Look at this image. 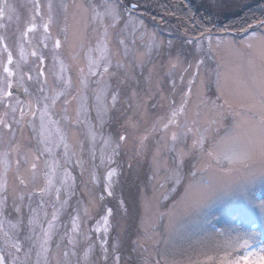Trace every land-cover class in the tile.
Returning <instances> with one entry per match:
<instances>
[{
  "label": "snow or ice",
  "instance_id": "obj_1",
  "mask_svg": "<svg viewBox=\"0 0 264 264\" xmlns=\"http://www.w3.org/2000/svg\"><path fill=\"white\" fill-rule=\"evenodd\" d=\"M139 0L136 3L124 2V0H83V2H74L71 7L75 9L74 15H80L87 21V26L96 34L95 48L89 47L85 53L87 60L85 67L77 66L79 69V78L75 87V94L68 91L72 87L71 81L67 77L68 67L63 61L57 59V52L62 46V41L52 34L50 25L53 22L54 10L59 8L67 13L69 5L63 0L59 4L55 0H47L42 3L41 0H32V19L29 20L26 28L18 36L19 59L15 60L14 54L9 50L7 36L0 35V45L4 46V53L7 54L6 62L0 56V107L5 109V116L11 115L12 120L9 122L0 119V146H6L5 150L0 151V234H2L3 243L9 251L7 255H0V264H30V253L33 251L37 257L36 264H49L53 255L51 245L53 237L58 236L57 222L61 212L68 205L74 190L75 178L69 170L73 164L81 169V175L86 170V161L82 156L85 149L83 142L77 140L69 143L60 131L62 121H69V124L83 125L86 129V138L90 141L88 153L91 158L90 181L95 184L98 182L96 170L105 164L112 165L115 163L113 156L120 154V148L126 142V135L119 134L118 140L111 137H105L101 133L105 117L121 101L122 89L120 85L125 83L124 79H119L118 73L124 70L125 79H131L128 72L131 57L138 66H142L145 58L150 56L154 49H159L163 41H158L154 32H149L145 27L144 21L135 16ZM7 5L0 6V17L5 15L3 8ZM46 9V13L43 11ZM43 23L44 35L39 43L48 48V42L52 41L53 59L60 64L59 72L53 71V86L49 88L48 79L44 70L45 56L43 52L37 49L33 44V38L29 33H34L36 24L33 22L35 17L44 18ZM119 26V27H118ZM6 27L0 24V28ZM251 34L240 43L223 37H217L213 41L210 29L200 32L199 37H193L185 41L193 45L194 51L190 53L191 60L185 55L183 50L170 54L165 71L167 77L165 83L167 88L161 87L156 94L158 99H154L152 108H164L167 106V112L158 116L151 128H146L142 135L137 136L134 158L144 155H151L153 173L149 179L159 183L160 188L166 184L171 185V191L175 192L177 186L183 179V168L187 160L192 159V171L190 175L195 177L198 171L214 170L223 173L224 176L230 177L233 173L248 168V162L253 159L258 151L262 162L260 175L264 177V12L261 16H254L251 22H247L246 27L238 30L243 33ZM67 35V25L60 29ZM202 38V39H201ZM144 45L143 50L135 52L137 41ZM207 41V47L204 46ZM24 44H28L33 49L30 52L31 57L38 60L39 72L36 77V83L39 85L35 93L29 91L26 87L25 76L31 81L33 77L29 71L24 70V65L29 63V53L26 52ZM168 47L172 48L173 43L168 41ZM247 49L248 51H245ZM222 50L232 53L233 57L246 65L250 71L247 79L236 77L229 81L227 74L221 71L222 60L217 63L215 71L217 97L215 100L208 101L204 98L203 89L207 82L208 76L212 73L206 68L207 60H216ZM98 55L93 58L92 53ZM74 61L76 57L72 58ZM257 59L259 63H257ZM14 67H11L13 66ZM55 64L53 65V68ZM207 74V75H206ZM44 77L43 80L40 78ZM92 77H98L92 80ZM117 77V83L113 86L110 81ZM96 87L90 91L91 104L89 97L85 95L89 82ZM179 81V83H178ZM63 87H60V86ZM59 88V90H58ZM16 91L22 90L27 97L21 100L14 95ZM51 93V94H50ZM71 96V99L68 97ZM132 96L137 98V111L144 109L141 117L147 115V103L136 92ZM179 96L177 101L176 97ZM64 97L60 105L61 111L65 114L59 116L56 111L57 102ZM195 97V100H193ZM242 98L240 108L243 111H237L234 101ZM222 101V103H218ZM73 102L77 104L74 118L69 119L67 115ZM189 105L195 109L193 116L200 117L202 110L206 109L205 119L201 122L197 118H189ZM27 108V112L25 111ZM96 113L97 125L92 126L88 123L89 112ZM19 112L17 118L16 113ZM226 113L231 114L234 119L232 128L224 136L215 138L212 136L218 126L222 124ZM209 115L211 118H209ZM31 119H27V117ZM59 116L58 119H53ZM37 120L39 123L37 124ZM139 122L129 118L128 125L137 128ZM217 126V127H214ZM26 128H31L36 140V146L30 149L24 155L19 154V149L15 145L16 133L20 132L23 136ZM155 145L150 144V135L157 136ZM250 134V138L244 142L242 136ZM102 141L104 147L100 149L99 164L95 163L97 137ZM55 137H58L56 139ZM63 149L62 152L58 149ZM15 154L14 164L11 157ZM168 154H171V163L168 160ZM10 166L16 169L15 179L19 184L12 191V210L18 215L23 212V206L27 201L29 209L28 226L31 236L27 237L28 251L25 252L22 243L16 236V229L22 220L17 223H11L5 218L7 216V199H8V181L7 175ZM24 168L26 173L31 174L30 181L22 176L20 169ZM42 176V184L36 190L29 191V182L35 183ZM117 176L115 168L109 167L106 174L103 175V192L108 196H113L114 177ZM163 181L161 183L160 181ZM223 181H211L204 184L200 194L186 204L187 208L198 210L205 207L219 197L222 191ZM22 186V187H21ZM17 188H21L19 192ZM191 185L185 188L187 193ZM55 193V200H44L45 195ZM39 196V203L35 202V197ZM248 204L249 208L259 207L261 221L264 222V200L257 206L254 200L249 199L246 193L239 194ZM168 199L167 195L163 197ZM184 198H182L183 200ZM100 201L104 196L99 197ZM36 203V206L32 205ZM89 204L95 206L96 201L90 200ZM51 208V218L48 219L47 208ZM120 207L123 209L124 202L120 201ZM89 208L84 209L85 216H89ZM43 213V218H41ZM113 216V210L108 208L101 216L102 225H97L88 232L82 230L84 219L77 214L71 217V228L65 226V230L59 240L55 242V251L58 253L63 250L64 259L59 264H72L70 257L77 256L75 264H81L76 249L84 244L88 251L84 253L85 264H93L90 260L89 253L92 251V237L89 232L100 233L103 230L104 236L100 240V255L96 257L95 264H121V256L118 255L123 245L122 239L117 236L112 244L111 249L108 245L109 218ZM47 223V227H44ZM7 224V228L5 225ZM39 228V231L36 229ZM217 236L224 233H217ZM256 235L255 230L249 229L244 233L246 237L243 243L231 242L225 240L216 245V248L223 249L224 255L214 256L206 255V259H197L191 264H240V259H232V253L239 249L244 250L242 259L249 261L250 257L259 256V264H264V246L256 251H248L249 240ZM82 238V239H81ZM145 237L144 239H149ZM67 240V246H63V241ZM140 247L144 245L137 242ZM63 246V248H62ZM70 246V247H68ZM232 249V252H229ZM20 253H24L25 259L20 260ZM11 257V259H9ZM145 264H149L146 260ZM156 264H161L160 260Z\"/></svg>",
  "mask_w": 264,
  "mask_h": 264
},
{
  "label": "rangeland",
  "instance_id": "obj_2",
  "mask_svg": "<svg viewBox=\"0 0 264 264\" xmlns=\"http://www.w3.org/2000/svg\"><path fill=\"white\" fill-rule=\"evenodd\" d=\"M128 1V2H127ZM42 3H47V0H41ZM61 0H55V3L59 4ZM64 3L69 5L67 13L63 12L59 8L54 10L53 22L50 25L52 34L57 36L62 41V46L57 52V59L63 61L68 67L67 77L71 81L72 87L68 89L69 92L75 94V87L79 78V66L85 67L87 60L85 53L89 47L95 48L96 34L92 32L91 28L87 26V21L80 15H74L75 9L71 7L74 2H83V0H63ZM98 2V0H93ZM128 3H136L137 0H124ZM256 0H199L197 3L203 9H205L209 15L211 22L217 21V19L223 18L235 14L238 10H241L251 4H254ZM7 5L3 8L5 15L0 17V24L6 27L0 28V35L7 36V44L9 50L14 54L15 60L19 59L18 48V36L23 31L29 20L32 19V0H0V6ZM230 8V10H228ZM155 10V0H139L138 7L135 11V16L138 19L144 21L145 27L149 32L156 34L158 41H163L162 46L159 49H154L150 56L145 58L142 66H138L135 61L130 60V67L128 72L131 79H125L124 70H120L118 73L119 79H124L125 83L120 85L122 91L121 101L117 106L112 109L105 117V121L101 128V133L105 137H111L114 141L118 140L119 134L126 135V142L120 148V154L113 156L115 161L112 165L105 164L104 166L96 170L98 182L93 184L90 181V165L92 163L88 153V146L90 141L86 138L87 129L83 125L69 124V121H62L60 127L61 133L65 136L69 143H74L79 140L84 143L85 149L82 153L83 158L86 161V170L81 175V169L73 166L70 167V171L75 178V190L69 200L68 205L61 212L59 221L57 222L58 236L53 237V243L51 248L53 255L50 258L49 264H59L64 259L63 250L58 253L55 251V242L59 240L63 235L65 226L71 228V217L77 214L84 219L82 224V230L88 232L94 228L99 222L102 225L101 216L105 210L111 208L113 210V216L109 218V233H108V245L111 249L113 240L119 236L123 245L120 248L118 255L121 256V264H145L147 260L149 264H156L157 260H160L161 264H191L192 261L197 259L204 260L206 255L222 256L224 255L223 249L216 248V245L225 240L231 242L243 243L244 233L249 229H253L256 232L254 238L249 240L248 251H256L260 247L264 246V222L260 218L259 207L249 208L245 200L240 199V193H246L249 199L254 200L258 206L262 200H264V177L260 175V169L262 162L257 151L252 160L248 162L249 167L243 168L237 173H233L230 177L224 176L223 173L214 170L198 171L195 177L190 175L192 164L194 161L189 159L185 162L183 168V179L181 184L177 186L176 191H171V185L166 184L164 188L159 187V183L155 180L149 179L153 173V165L151 155H144L139 158H134L135 146L137 144V136L142 135L146 128L150 129L152 122L158 118L159 115L167 112V106L164 108H152L154 99H158L156 95L161 87L167 88L165 83L167 77L165 76L166 67L168 64L170 54L183 50L185 55L191 60L190 53L194 51L193 45L185 43L188 39L200 36V32L193 33L192 30L188 32H180L177 28L174 19L170 16L162 15V18L150 17V13ZM46 13V9L43 10ZM47 16L43 19L41 17H35L34 23L36 24V30L34 33H29V36L33 38L32 42L37 46V49L43 52L45 56L44 70L48 79V86L51 88L54 82L53 71L59 72L60 64L56 63L53 59L52 41L48 42V48L45 49L43 44L39 41L44 35L43 23L46 22ZM67 25V35L61 32L60 29ZM119 27V26H118ZM251 31L240 38H236L232 35H212L213 41L217 37H223L229 40H234L240 43L246 39ZM202 39V38H201ZM171 40L173 47H168V41ZM204 46L207 47V41H204ZM144 45L141 41H137L135 52L143 50ZM26 52L29 53V63L24 65V70L29 71V74L33 77L31 81L25 76L26 87H29L31 93H35L39 87L36 83V77L39 72L38 60L31 57L30 52L33 50L29 48L28 44H24ZM4 46L0 45V56L3 57L6 62L7 54L4 53ZM245 51H248L245 49ZM92 57L95 58L98 53L93 52ZM76 57L74 61L72 58ZM222 60L221 71L228 75L229 81L236 77L247 79L250 74L246 65L236 60L232 53L227 50H222L217 56L216 60H207L206 68L212 75L208 76L207 82L203 89L204 98L208 101L215 100L217 97L216 91V76L215 71L217 69V63ZM257 63H259L257 59ZM55 67L53 68V65ZM11 67H14L11 66ZM0 74H2V66H0ZM207 75V74H206ZM41 80L44 77L40 78ZM92 80L98 79V77H92ZM110 83L115 86L117 83V77H113ZM179 83V81H178ZM60 87H63L62 85ZM96 85L89 82L88 89L85 95L89 97V104H91V89ZM59 90V88H58ZM136 92L139 97H142L147 103V115L141 117V113L144 109L137 111V98L132 96V93ZM51 94V93H50ZM14 95L21 100L27 99L22 90L16 91L14 89ZM71 99V96L68 97ZM64 97H61L57 102L56 111L59 116L65 115L60 108ZM177 101L179 96L176 97ZM195 100V97H193ZM222 103V101H218ZM242 98L234 101V105L237 111H243L240 108ZM77 104L73 102L68 116L69 119L74 118ZM189 118H197L193 116L195 111L192 105H189ZM27 112V108H25ZM206 109L202 110V114L197 119L201 122L205 119ZM5 109L0 107V119H5L11 122V115L5 116ZM17 118L19 112L16 113ZM59 116H54L53 119H58ZM96 113L94 111L89 112L88 123L92 126L97 125L95 119ZM129 118L133 121H138V127L132 128L128 125ZM209 118L210 115H209ZM31 119V117H27ZM234 119L239 117H233L231 114L226 113L223 118V122L218 126V130L212 133V136L219 138L230 131ZM39 121L37 120V124ZM217 127V126H214ZM4 130L0 129V133ZM31 128H26L23 136L20 132L16 133L15 145L19 149V154L22 156L30 149L36 146V140L33 138ZM58 139V137H55ZM157 136L150 135L149 143L155 145ZM250 138V134L242 136V141L246 142ZM6 146H0V151L5 150ZM104 145L102 141L97 137L96 143V155L95 163L99 164L100 149ZM62 152L63 149H58ZM169 163H171V154H168ZM11 161L14 164L15 154L11 157ZM109 167L115 168L117 176L114 177L113 196H108L106 192H103V175ZM2 171V166H0ZM22 176L30 181L31 174L26 173L24 168L20 169ZM16 169L10 166V171L7 175L8 181V199H7V216L6 220L11 223H17L18 220H22L16 229V236L22 243V247L25 252L28 251L27 237L32 233L29 231L28 216L29 209L27 201L23 206V212L17 214L12 210V191L13 188L19 184V181L15 179ZM211 181H223L222 191L215 202L202 207L198 210H192L187 208L186 204L194 200L201 192L204 184ZM163 183V181H160ZM42 184V176H40L35 186L29 182L28 190H34V187ZM191 185L188 192H185V188ZM22 187V186H21ZM21 188H17L19 192ZM38 190V187H36ZM103 195L104 200L100 201L99 197ZM164 195L168 196L165 200ZM182 198H184L182 200ZM36 203H39L40 197L34 198ZM95 200V206L89 204L90 200ZM44 200H55L54 191L52 194L45 195ZM120 201L124 202V207L121 209ZM36 203L32 206L35 207ZM89 208L90 218L85 216L84 209ZM48 212V219L51 218L52 209L49 207L46 209ZM43 218V213H41ZM44 227H47V223H44ZM7 228V224L5 225ZM39 231V228L36 229ZM217 233H224V235L217 236ZM92 237V251L89 253V259L95 264L96 257L100 255V240L103 238L104 233L101 230L100 233L89 232ZM149 239H144L145 237ZM82 239V238H81ZM143 244L140 247L137 242ZM63 246H67V240L63 241ZM62 246V248H63ZM70 247V246H68ZM10 249H7L3 243L2 234H0V255H7ZM78 257L81 259V264L84 262V253L88 251V248L81 244L77 249ZM232 252V249H229ZM20 260H24V253L17 254ZM244 250L239 249L232 253V259H240V264H259V256L250 257L249 261L242 259ZM11 259V257L9 258ZM36 255L33 251L30 253V264H36ZM72 264H75L77 256L70 257ZM111 264V261H110Z\"/></svg>",
  "mask_w": 264,
  "mask_h": 264
},
{
  "label": "trees",
  "instance_id": "obj_3",
  "mask_svg": "<svg viewBox=\"0 0 264 264\" xmlns=\"http://www.w3.org/2000/svg\"><path fill=\"white\" fill-rule=\"evenodd\" d=\"M199 0H155V10L150 13V17L158 19L162 15L170 16L174 19L179 31L184 33L192 30L193 33L202 32L210 29V34L232 35L240 38L247 33H243L238 29L247 26V22H251L254 16H261L264 12V0H256L235 14L224 16L211 22L209 13L198 5ZM128 2V1H127ZM230 10V8H228ZM163 13L162 15L160 14ZM252 31L251 29L249 32ZM248 32V33H249Z\"/></svg>",
  "mask_w": 264,
  "mask_h": 264
}]
</instances>
